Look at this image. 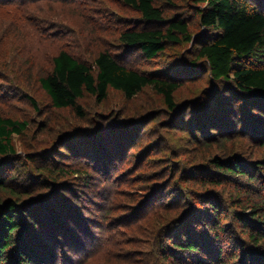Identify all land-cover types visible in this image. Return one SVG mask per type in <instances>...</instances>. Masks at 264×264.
<instances>
[{
	"label": "rangeland",
	"instance_id": "1",
	"mask_svg": "<svg viewBox=\"0 0 264 264\" xmlns=\"http://www.w3.org/2000/svg\"><path fill=\"white\" fill-rule=\"evenodd\" d=\"M153 1L164 20H185L193 37L203 31L196 0ZM141 18L126 0H0V115L28 123L22 134L13 136L18 159L7 170L0 200L25 202L43 195L37 213L48 201L76 224L68 238H52L55 255L47 264H177L161 258L165 227L186 210L202 206L198 194H213L223 209L230 206L220 217L226 227L221 232L223 256L230 258L227 264H237L243 247L253 246L236 218V213L251 209L250 198L242 206L232 204L237 182L216 184L218 177L211 171L216 168H208V159L228 157L232 151L249 164L262 162L264 147L246 137L212 144L197 140L188 120L172 125L174 111L152 87L133 99L112 88L102 102L86 92L78 101L79 114L55 108L39 81L51 71V57L62 49L94 68L99 52L123 53L121 33ZM196 58L192 41L169 43L151 59L135 50L123 61L163 77L173 66L189 68L186 62ZM209 85L187 82L176 94L178 103ZM73 130L78 133L66 136ZM5 163L0 157V166ZM250 189L258 203L261 193L255 186ZM48 229L44 226L40 233Z\"/></svg>",
	"mask_w": 264,
	"mask_h": 264
},
{
	"label": "trees",
	"instance_id": "2",
	"mask_svg": "<svg viewBox=\"0 0 264 264\" xmlns=\"http://www.w3.org/2000/svg\"><path fill=\"white\" fill-rule=\"evenodd\" d=\"M196 1L205 30L194 42L198 58L186 62L189 68L173 66L168 74L159 77L124 63L135 50L151 59L169 43L194 40L185 20H164L162 10L153 0H126L141 12L142 18L133 28L121 33L123 53L99 52L94 60L95 68L66 49L51 57L52 69L40 75L39 81L52 105L58 109L72 108L82 114L78 101L86 92L102 102L112 88L121 91L127 99H133L152 87L174 111L172 125L178 127L188 120L187 127L197 140L212 144L246 137L264 147V0ZM195 81H208L210 85L196 92L178 110L176 94L187 82ZM33 103L37 105L36 101ZM27 125L26 121L0 115V157L6 161L0 166V188L6 186L7 170L18 159L13 136L22 134ZM77 133L73 130L66 136ZM244 145L245 142H241V146ZM228 153H231L228 157L209 158L208 168H216L211 170L218 177L216 184L225 180L237 182L238 194L232 196V204L242 206L248 202V195L250 198L247 206L251 209L236 213V218L243 230L248 231L245 234L253 241V248L243 247L245 250L236 257V263L264 264V183L261 177H264V161L249 164L243 156ZM253 186L261 193L258 203L248 194L254 192L250 189ZM198 197L202 206L186 210L165 227L162 236L166 240L160 246L162 261L175 260L177 264H227L230 261L223 256L221 232H225L226 227L220 221L230 206L223 209L213 194H198ZM44 199L41 195L25 202L14 198L0 200V264H47L49 257L53 259L55 255L52 238L64 240L74 231L72 225L76 224L70 223L69 215H60L57 207L48 201L41 203L38 213L35 211L36 204ZM44 226H48V231L40 233Z\"/></svg>",
	"mask_w": 264,
	"mask_h": 264
},
{
	"label": "water",
	"instance_id": "3",
	"mask_svg": "<svg viewBox=\"0 0 264 264\" xmlns=\"http://www.w3.org/2000/svg\"><path fill=\"white\" fill-rule=\"evenodd\" d=\"M204 30H205V28L203 27V31L201 33H199V34H197V35L194 36L193 43L195 42L196 38L204 32ZM182 105L183 104L179 105L178 110L181 108Z\"/></svg>",
	"mask_w": 264,
	"mask_h": 264
}]
</instances>
